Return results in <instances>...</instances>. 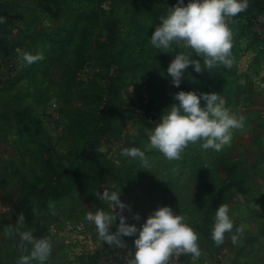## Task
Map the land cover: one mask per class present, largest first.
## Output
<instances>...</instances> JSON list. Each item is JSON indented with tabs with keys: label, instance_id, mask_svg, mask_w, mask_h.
I'll return each instance as SVG.
<instances>
[{
	"label": "rangeland",
	"instance_id": "obj_1",
	"mask_svg": "<svg viewBox=\"0 0 264 264\" xmlns=\"http://www.w3.org/2000/svg\"><path fill=\"white\" fill-rule=\"evenodd\" d=\"M58 1L61 12L54 16L42 7L41 0H0L6 4L3 14L10 19L12 36L27 44L25 50L17 49L15 53V82L11 87L0 85V264H15L11 247L14 238L6 236L4 228L15 224L19 214H24L30 205L33 197L29 185L43 183L51 166L63 170L71 160L70 151L80 134L71 126L68 112L72 108L87 111L78 97L79 88L94 82L105 86L108 73L95 49L96 40L106 37L101 26L104 18L118 20V37L126 47L125 56L137 58L141 63L118 82L119 97L136 112L123 119L116 118L115 129L101 138L93 153L100 160L109 159L115 166L114 173L102 180L99 189L82 187L77 177H64L61 191H66L65 195L49 198L45 222L53 248L47 264H93V255L98 250H105L100 264H116L114 256L120 249L105 244L95 225L85 218L87 212L97 207L107 209L96 191L102 193L106 187L120 189L121 199L131 207V211L124 210L127 222L139 227L167 199L181 207L195 200L199 193L197 166L204 164L215 171L218 157L236 159L248 172L250 192L244 195L228 190L223 202L229 205L235 226L245 227L243 234L233 229L236 243L231 239L232 233H226L224 243L217 246L205 239L196 221H187L199 234L202 255L197 264H264V39L261 38L264 13L238 18L229 24L233 64L223 73L226 83L220 88V95L230 111L245 116L244 128L234 130L231 144L222 151L203 150L199 143H190L181 159L169 161L158 151L148 150V131L162 114L154 111L153 117H144L145 108L157 106L163 113L169 105L178 103L174 93L181 89L210 91L203 81L189 76L190 66L179 87L173 86L166 75L167 68L175 52L189 50L174 44L164 52L150 42L162 22L161 16L178 0ZM46 4L53 12L57 10L55 3ZM24 52H42L44 59L28 65L22 58ZM17 107L28 108L47 136L34 138L33 132L18 133L14 112ZM52 112L60 115L62 129L51 127ZM132 146L146 151L150 169L141 168L138 160L121 155L123 148ZM135 213L140 214V220L135 219ZM118 223L119 217L112 231ZM134 251L128 255L133 257ZM182 264H192L191 256L187 255Z\"/></svg>",
	"mask_w": 264,
	"mask_h": 264
},
{
	"label": "clouds",
	"instance_id": "obj_2",
	"mask_svg": "<svg viewBox=\"0 0 264 264\" xmlns=\"http://www.w3.org/2000/svg\"><path fill=\"white\" fill-rule=\"evenodd\" d=\"M249 0H178L161 16V23L150 37L152 46L168 52L174 44L189 51L175 52L166 75L175 87L181 84L189 66L196 72L204 68L211 70L217 65L231 67L232 30L229 21L244 12ZM4 18L0 17V23ZM193 54L197 58H193ZM23 61L31 65L44 59V54L24 52ZM191 74H189L190 76ZM178 103L169 105L148 131V150H156L169 161L179 160L188 145L199 143L203 150L222 151L231 144L233 132L245 126V116L236 114L226 107L225 99L217 91L197 92L183 90L174 93ZM204 101L202 104L201 101ZM124 157L138 160L141 168L150 169L151 164L145 150L139 147H125ZM96 196L105 207H97L86 214V220L95 225L98 237L107 245L120 246L126 236H135L133 257L128 264H170L171 259L180 255H190L192 264H197L202 255L199 234L186 222L185 216L177 214L169 205L154 209L139 227L127 222L124 210L130 205L121 199L120 189L106 187ZM140 220V214L135 213ZM119 223L115 231L112 225ZM26 218L21 212L15 224L6 225L4 234L18 237L21 255L16 264H47L52 254V242L47 237L34 236L25 227ZM244 225L235 226V233L243 234ZM234 220L227 203H221L215 212L211 227V239L217 246L224 243L225 234L232 233L233 243L237 235L233 233ZM30 246V248H29Z\"/></svg>",
	"mask_w": 264,
	"mask_h": 264
},
{
	"label": "trees",
	"instance_id": "obj_3",
	"mask_svg": "<svg viewBox=\"0 0 264 264\" xmlns=\"http://www.w3.org/2000/svg\"><path fill=\"white\" fill-rule=\"evenodd\" d=\"M41 1L45 10L54 16L60 15L58 0ZM46 3H55L57 10L53 12V8ZM5 7L6 4L0 2V17L4 18V22L0 23L1 60L14 56L17 49L25 50L27 48L25 42L12 36L8 26L10 19L3 14ZM136 10L137 7L134 13ZM262 13H264V0H249L248 8L232 18L229 24L238 18L248 16L253 18ZM101 26L106 37L96 40L95 49L98 60L108 73L105 86L94 82L89 86L79 88L78 97L87 106V111L72 108L68 112L71 126L78 129L80 134L78 142L70 151L71 160L68 161L63 170L59 166H51L48 176L43 177V183L34 182L29 185V193L33 199L24 215L26 228L30 229L37 238L47 237L50 239L51 237L45 222V211L50 197L59 198L65 195L66 191H61L64 188L65 179L77 177L80 179L82 187L97 190L100 188L102 180L114 173L115 166L109 159L100 160L93 153L98 148L101 138L115 129L113 122L116 118L123 119L136 112L135 108L119 97L118 82L125 73L133 71L141 63L137 58L125 56L126 47L119 40L118 20L116 18H104ZM193 58H197L195 54ZM189 70L193 78L203 81L210 91H217L219 95L220 88L226 83L223 73L229 71L224 65H217L211 70L204 68L201 72H196L190 66ZM145 109L147 115L144 117L148 115L153 117L154 111L162 114L157 106H149ZM14 112L17 118L18 133L33 132L34 138L41 134L47 136L40 121L28 108L17 107ZM215 163V171L208 169L204 164L197 166L195 177L199 193L188 206L181 207L171 199H167L164 203V205L171 206L175 213L184 215L186 222L196 221L198 230L208 242L213 241L211 239V227L217 207L224 202L225 192L233 189L246 195L251 190L248 172L240 161L218 157ZM18 244V237L11 241L15 264L21 255ZM133 244L134 239H126L125 242H121L120 246H116L117 250L120 249V253L118 252V255L114 256L116 264H128L132 258L128 253L134 250ZM103 251L105 250L96 251L93 255V264H100ZM186 256L180 255L176 264H182Z\"/></svg>",
	"mask_w": 264,
	"mask_h": 264
},
{
	"label": "built area",
	"instance_id": "obj_4",
	"mask_svg": "<svg viewBox=\"0 0 264 264\" xmlns=\"http://www.w3.org/2000/svg\"><path fill=\"white\" fill-rule=\"evenodd\" d=\"M262 17V15L260 16ZM259 20V19H258ZM256 21V20H255ZM256 23V22H255ZM261 38L264 39V32L261 33ZM17 57L11 56L5 61L0 62V85L3 87H11L16 78ZM49 123L53 129H62L61 117L58 113L52 112L49 116ZM179 257H173L170 264H176Z\"/></svg>",
	"mask_w": 264,
	"mask_h": 264
},
{
	"label": "crops",
	"instance_id": "obj_5",
	"mask_svg": "<svg viewBox=\"0 0 264 264\" xmlns=\"http://www.w3.org/2000/svg\"><path fill=\"white\" fill-rule=\"evenodd\" d=\"M0 60H1V57H0Z\"/></svg>",
	"mask_w": 264,
	"mask_h": 264
}]
</instances>
